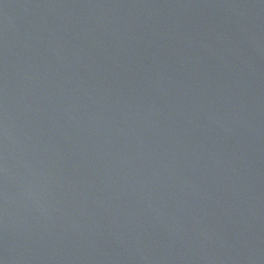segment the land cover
<instances>
[{"label":"water","instance_id":"obj_1","mask_svg":"<svg viewBox=\"0 0 264 264\" xmlns=\"http://www.w3.org/2000/svg\"><path fill=\"white\" fill-rule=\"evenodd\" d=\"M0 264H264V0H0Z\"/></svg>","mask_w":264,"mask_h":264}]
</instances>
